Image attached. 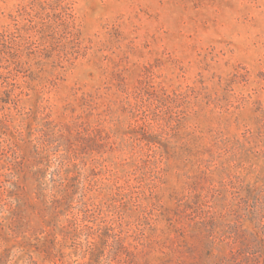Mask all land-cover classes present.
<instances>
[{"label":"rangeland","instance_id":"obj_1","mask_svg":"<svg viewBox=\"0 0 264 264\" xmlns=\"http://www.w3.org/2000/svg\"><path fill=\"white\" fill-rule=\"evenodd\" d=\"M0 264H264V0H0Z\"/></svg>","mask_w":264,"mask_h":264}]
</instances>
